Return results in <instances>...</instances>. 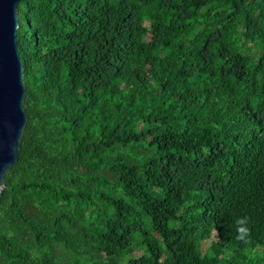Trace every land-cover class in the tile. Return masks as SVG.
Returning a JSON list of instances; mask_svg holds the SVG:
<instances>
[{
	"label": "trees",
	"instance_id": "obj_1",
	"mask_svg": "<svg viewBox=\"0 0 264 264\" xmlns=\"http://www.w3.org/2000/svg\"><path fill=\"white\" fill-rule=\"evenodd\" d=\"M17 10L0 264H264V0Z\"/></svg>",
	"mask_w": 264,
	"mask_h": 264
},
{
	"label": "water",
	"instance_id": "obj_2",
	"mask_svg": "<svg viewBox=\"0 0 264 264\" xmlns=\"http://www.w3.org/2000/svg\"><path fill=\"white\" fill-rule=\"evenodd\" d=\"M20 0H0V186L16 165L28 123L26 85L17 50Z\"/></svg>",
	"mask_w": 264,
	"mask_h": 264
},
{
	"label": "rangeland",
	"instance_id": "obj_3",
	"mask_svg": "<svg viewBox=\"0 0 264 264\" xmlns=\"http://www.w3.org/2000/svg\"><path fill=\"white\" fill-rule=\"evenodd\" d=\"M216 240V234L214 233V235L212 236V239L210 241H206L202 246L203 250L206 251L209 247V245L211 244V242L215 241ZM253 255L255 256H258L257 254L255 253H252Z\"/></svg>",
	"mask_w": 264,
	"mask_h": 264
},
{
	"label": "built area",
	"instance_id": "obj_4",
	"mask_svg": "<svg viewBox=\"0 0 264 264\" xmlns=\"http://www.w3.org/2000/svg\"><path fill=\"white\" fill-rule=\"evenodd\" d=\"M2 190H3V186L1 185V186H0V195H1V193H2Z\"/></svg>",
	"mask_w": 264,
	"mask_h": 264
}]
</instances>
